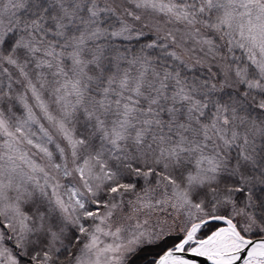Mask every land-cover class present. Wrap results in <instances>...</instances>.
<instances>
[{"label":"snow or ice","instance_id":"6c2138e0","mask_svg":"<svg viewBox=\"0 0 264 264\" xmlns=\"http://www.w3.org/2000/svg\"><path fill=\"white\" fill-rule=\"evenodd\" d=\"M0 264H264V0H0Z\"/></svg>","mask_w":264,"mask_h":264}]
</instances>
